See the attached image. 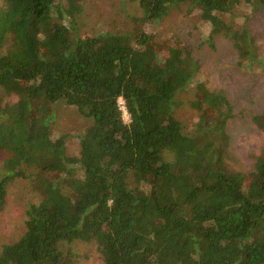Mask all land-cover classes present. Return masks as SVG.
Masks as SVG:
<instances>
[{
	"label": "trees",
	"instance_id": "obj_1",
	"mask_svg": "<svg viewBox=\"0 0 264 264\" xmlns=\"http://www.w3.org/2000/svg\"><path fill=\"white\" fill-rule=\"evenodd\" d=\"M125 1L144 23L199 12L211 44L223 35L239 64L264 71L255 37L223 18L264 0ZM83 11V0H2L0 212L16 179H31L41 199L0 264H79L76 246L98 264H264V151L248 173L230 166L227 95L197 84L187 132L174 113L200 76L189 49L158 50L143 32L80 37ZM57 104L90 122L75 156L53 133ZM252 121L264 134V116Z\"/></svg>",
	"mask_w": 264,
	"mask_h": 264
},
{
	"label": "rangeland",
	"instance_id": "obj_2",
	"mask_svg": "<svg viewBox=\"0 0 264 264\" xmlns=\"http://www.w3.org/2000/svg\"><path fill=\"white\" fill-rule=\"evenodd\" d=\"M2 0H0V7ZM84 11L78 19L79 36L87 37L100 32H143L150 35V45L158 50L166 46L184 45L198 61L200 76L198 83L177 96L180 106L174 116L191 132L198 122L199 113L188 105V101L198 98L196 85L203 84L209 89L224 91L235 108V119L229 121L230 166L243 173L252 170L255 157L264 151V134L255 126L254 116H264V71L249 70L239 64L232 45L223 35H217L213 44L209 41V25L201 21L199 12L172 9L159 23L133 21L141 17L137 5L125 0H83ZM226 23L237 30L247 28L255 37L259 54L264 55V8L252 9L235 7L223 16ZM123 119L129 116L122 107ZM52 129L55 135H67V154L77 155L81 133L90 122L73 107L57 104L53 106ZM41 196L31 179H16L8 188V196L0 212V249L17 241L25 229V210L30 204H38ZM79 264H98L88 246H76Z\"/></svg>",
	"mask_w": 264,
	"mask_h": 264
}]
</instances>
